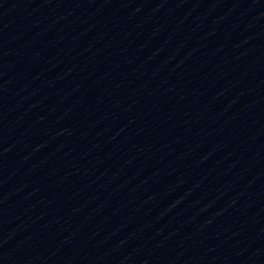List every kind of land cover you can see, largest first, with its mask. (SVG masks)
<instances>
[{"label": "water", "instance_id": "1", "mask_svg": "<svg viewBox=\"0 0 264 264\" xmlns=\"http://www.w3.org/2000/svg\"><path fill=\"white\" fill-rule=\"evenodd\" d=\"M0 264H264V0H0Z\"/></svg>", "mask_w": 264, "mask_h": 264}]
</instances>
